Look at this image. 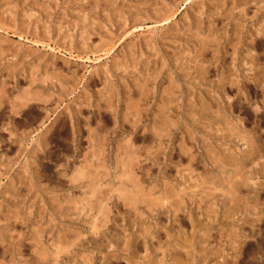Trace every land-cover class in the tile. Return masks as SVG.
<instances>
[{
    "label": "rangeland",
    "instance_id": "374dc122",
    "mask_svg": "<svg viewBox=\"0 0 264 264\" xmlns=\"http://www.w3.org/2000/svg\"><path fill=\"white\" fill-rule=\"evenodd\" d=\"M144 257L264 264V0H0V264Z\"/></svg>",
    "mask_w": 264,
    "mask_h": 264
},
{
    "label": "bare ground",
    "instance_id": "6f19581e",
    "mask_svg": "<svg viewBox=\"0 0 264 264\" xmlns=\"http://www.w3.org/2000/svg\"><path fill=\"white\" fill-rule=\"evenodd\" d=\"M158 13V12H157ZM170 21V20H169ZM26 26V25H25ZM25 28V27H24ZM260 33V32H259ZM262 36V35H261ZM207 44V43H206ZM259 44V43H258ZM204 47V46H203ZM225 55V54H224ZM17 67V66H16ZM16 70V69H15ZM11 71V70H10ZM75 75V74H74ZM34 82H36V81H34ZM45 82V81H44ZM177 88V87H176ZM22 110V109H21ZM135 125V124H134ZM167 125V124H166ZM61 127V126H60ZM86 127V126H85ZM154 127V126H153ZM82 130H84V129H82ZM134 134V133H133ZM155 144V143H154ZM97 150V149H96ZM175 150V149H174ZM208 155V154H207ZM181 156V155H180ZM194 156V155H193ZM209 157V156H208ZM196 160V159H195ZM223 160V159H222ZM228 159H226V162H228L227 161ZM138 162V161H137ZM222 162H224V161H222ZM91 163V162H90ZM197 163V162H196ZM146 168V167H145ZM87 173V172H86ZM127 173V172H126ZM230 173V172H229ZM130 174V173H129ZM220 175V174H219ZM230 175V174H229ZM230 179V178H229ZM141 180V179H140ZM205 180V179H204ZM217 182H219V181H217ZM63 183V182H62ZM203 183V182H202ZM238 183V182H237ZM91 185H92V183H91ZM111 185V184H110ZM128 185V184H127ZM117 186V185H116ZM199 186H201V185H199ZM99 187V186H98ZM83 188V187H82ZM120 188V187H119ZM164 188V187H163ZM201 188H203V187H201ZM176 189V188H175ZM83 190V189H82ZM87 191V190H86ZM201 191V190H200ZM138 192V191H137ZM177 192V191H176ZM230 192V191H229ZM163 193H164V191H163ZM167 193H168V191H167ZM174 194V193H173ZM89 195V194H88ZM95 195V194H94ZM103 195V194H102ZM123 196H126V194H122ZM84 196V195H83ZM93 196V195H92ZM104 196V195H103ZM103 196H102V199H103ZM120 196H121V194H120ZM168 196V195H167ZM174 196V195H173ZM175 196H180V193H176V195ZM89 197V196H88ZM163 197V196H162ZM170 197V196H169ZM182 197V196H181ZM90 198V197H89ZM126 198V197H125ZM164 198H166V196H164ZM172 198V197H171ZM83 199V198H82ZM107 199V198H106ZM111 199V198H110ZM119 199H120V197H118L117 198V201H119ZM123 199H124V197H123ZM128 199H129V196H128ZM130 199H131V197H130ZM162 199V198H161ZM205 199V198H204ZM86 200V199H85ZM97 200V199H96ZM108 200H109V198H108ZM127 200V199H126ZM126 200L124 201V202H126ZM86 201H89V200H86ZM99 201V200H98ZM98 201H96V203L98 202ZM101 201V200H100ZM136 201H137V198H136ZM179 201H182V198L181 199H178V202ZM184 201V200H183ZM85 202V201H84ZM104 202V201H103ZM121 202V201H120ZM140 202V201H139ZM145 202V201H144ZM144 202H142L143 204H144ZM155 203V204H151V205H149V208L148 209H151V211H153V210H155L154 208H156V210L155 211H157V215H159L162 211H164V210H162L161 211V207H165L164 205H165V203L164 204H162L161 202H157L156 203V201H152L151 203ZM101 203H102V201H101ZM177 203V202H176ZM84 204H86V203H84ZM103 204V203H102ZM119 204H121V203H119ZM126 204V203H125ZM127 204H129V201H128V203ZM131 204H132V202H131ZM131 204H130V206H131ZM178 204V203H177ZM98 205H99V203H98ZM133 205V204H132ZM140 205H141V203H140ZM102 206V205H101ZM120 206V205H119ZM122 207H124V206H122ZM91 208V207H90ZM98 208V207H97ZM179 208H180V206H179ZM163 209V208H162ZM181 209V208H180ZM105 210V209H104ZM103 210V211H104ZM175 210V212L177 211V210H179L178 208L176 209H174ZM184 210V209H183ZM102 211V210H101ZM130 211V210H129ZM191 211V210H190ZM104 212H107V211H104ZM103 212V213H104ZM118 212V211H117ZM132 212H133V209H132ZM131 212V213H132ZM130 213V212H129ZM155 213V212H154ZM164 213V212H163ZM168 213V212H167ZM179 213V212H178ZM181 213V212H180ZM135 214H137V213H135ZM153 214V213H152ZM174 214H176V213H174ZM169 215V214H168ZM117 216V215H116ZM142 216V215H141ZM195 216V215H194ZM83 217V216H82ZM108 217V216H107ZM160 217H162V216H160ZM159 217V218H160ZM111 218V217H110ZM193 218V217H192ZM99 219V218H98ZM162 219V218H161ZM103 220H105V219H103ZM112 220H113V218H112ZM115 220V219H114ZM88 221V220H87ZM86 221V222H87ZM179 221V220H178ZM103 222H105V221H103ZM87 224V223H86ZM85 224V225H86ZM90 224V223H89ZM97 224V223H96ZM95 225V224H94ZM107 225V224H106ZM144 225V224H143ZM212 225V224H211ZM87 226V225H86ZM133 226V225H132ZM181 226V225H180ZM194 226V225H193ZM94 228V227H93ZM101 228V227H100ZM134 228V227H133ZM148 228V227H147ZM147 228H145V230L141 233V234H137V235H133L134 237L132 238V240L131 239H129L127 242L129 243V241L131 242V244L129 243V245L126 247V250H131V254H136V251L139 249H141L142 247H143V245H142V242H141V240H140V237H141V235L144 237V238H151V239H153V238H155V235H152L151 234V232L147 229ZM151 229V228H150ZM156 229H158V228H156ZM160 229H162V228H160ZM164 229V228H163ZM166 229V233L167 232H169V230L167 229V227L165 228ZM96 230H97V228H96ZM95 230V231H96ZM155 230V229H154ZM132 231V230H131ZM101 232V231H100ZM155 232V231H154ZM157 232H160L159 230L157 231ZM165 232V231H164ZM132 233V232H131ZM170 233V232H169ZM169 233H167L168 234V236L171 238V235L169 234ZM134 234V233H133ZM158 235L157 236H159V233H157ZM88 235H90V234H88ZM77 236V235H76ZM132 236V235H131ZM95 237V236H94ZM99 237V236H98ZM97 237V238H98ZM68 238V237H67ZM131 238V237H130ZM158 239V238H157ZM90 241H91V239H90ZM167 241V240H166ZM170 241V240H169ZM168 242V241H167ZM80 243V242H79ZM78 243V244H79ZM153 243V242H152ZM133 244V245H132ZM150 245V244H149ZM171 245H172V243H171ZM155 246V245H154ZM158 246V245H157ZM170 246V245H169ZM164 249V248H163ZM173 248H167V250L165 249V251H164V256L166 257L167 255H169L170 257H172L176 262H182V254H181V252H180V250H175L174 252H172L171 250H172ZM125 250V249H124ZM174 250V249H173ZM148 251V250H147ZM162 251V250H161ZM168 251L170 252L171 251V253L170 254H168ZM45 252V251H44ZM139 253V252H138ZM106 254H108V253H106ZM113 254V253H112ZM118 254V253H117ZM117 254H113L114 255V257H116V258H120V256H119V254L117 255ZM128 254V253H127ZM56 255V254H55ZM105 255V254H104ZM109 255V254H108ZM121 256H122V254H120ZM107 256V255H106ZM105 256V257H106ZM126 256V255H125ZM139 256V255H138ZM146 256V255H145ZM114 257H113V259H114ZM128 257V256H127ZM136 257V256H135ZM140 257H142V256H140ZM139 257V258H140ZM107 258V257H106ZM123 258H124V255H123ZM134 258V257H133ZM43 259H44V257H43ZM112 258H110V260H111ZM136 259V258H135ZM144 260H141V261H135V262H132L130 259V263H128V264H144L146 261H145V259H147V261L149 262V259L147 258V257H144L143 258ZM115 260V259H114ZM126 260H128V259H126ZM138 260V259H137ZM118 261V260H117ZM111 262V261H110ZM88 263V262H87ZM109 263V262H108ZM112 263V262H111ZM117 263V262H116ZM154 263V262H153ZM126 264V263H125ZM147 264V263H146ZM149 264V263H148Z\"/></svg>",
    "mask_w": 264,
    "mask_h": 264
}]
</instances>
